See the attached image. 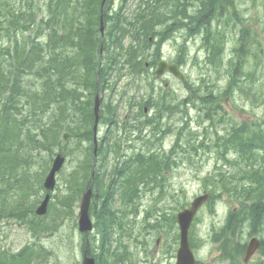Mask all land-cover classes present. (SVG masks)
I'll return each mask as SVG.
<instances>
[{
  "label": "rangeland",
  "instance_id": "rangeland-1",
  "mask_svg": "<svg viewBox=\"0 0 264 264\" xmlns=\"http://www.w3.org/2000/svg\"><path fill=\"white\" fill-rule=\"evenodd\" d=\"M139 1L142 4L143 0H113L109 14L105 9L107 19H118L123 23L121 18L124 17L128 23L143 30L138 25V18L149 13L137 10ZM47 3L48 0L36 1V7L41 10L37 23H41L42 18L43 22L48 18L45 11ZM160 6V13H163L166 8L163 4ZM184 6H188V9L192 6L207 8L206 13L201 16L211 21L209 39L201 35L199 30L190 37L187 29L171 31L166 26L165 36L168 37L171 32L174 34L168 42L158 46V39L155 44L151 42L141 46L146 49L143 54L147 59L149 56H160L168 61H182L187 84L182 86L169 76L156 80L153 70L143 72L135 80L128 67L120 72L113 71L108 77L109 84L114 87L115 95L112 100L110 88L106 86L104 90L101 117L103 113L107 114L108 104L118 103L116 119L119 123L132 106L131 103L140 99L137 97L148 95L151 88L155 91L154 102L158 103L159 100L155 98L164 92L166 83L169 85L165 91L168 92L167 101L179 105L176 115L170 116L163 112L161 120L144 128L142 134L138 130L143 123L131 120L132 125L140 128L135 127L130 139L123 141L122 137L125 135L119 124L117 130L110 129L113 132H110L111 139L105 149L115 151L120 145V150L118 154H102L104 159L100 157L106 165L102 169L105 186L111 180L109 172L116 162L125 161L137 153L157 157L159 165L156 170L161 173L152 175L151 179L148 175L144 185L135 181L134 187L138 185V192L135 193L133 187L125 199L120 197L122 190L119 184L108 190L103 187L93 198L90 212L94 224H97L98 212L102 208L116 220V227L108 230L110 242L109 249L106 250L117 251V255L121 256L115 260L107 256V261L103 259L106 264H175L179 241L177 213L188 208L196 196L209 192V186L218 182L219 175L229 167L216 161V153L223 149L220 137H228L232 127L239 123L251 125L252 129L264 128V0H184ZM145 7L148 8L149 4L145 3ZM120 8H123L122 12ZM96 15L98 14L85 20L94 35L92 61L97 58L99 41ZM184 25H190V22L183 21ZM111 27V23H106V39L114 33L110 32ZM135 35L131 28L123 36L120 34L123 47L130 43L137 44L134 42ZM38 40L40 44H44L46 39L41 35ZM206 45L212 48L208 47L207 51ZM112 51L113 48L110 49ZM67 52L71 53V49H67ZM208 55L214 57L212 62L207 59ZM77 77L80 81L81 77ZM28 80L29 83L32 78L29 77ZM64 84L66 88L61 94V89L56 93L49 106L35 107V119L31 117V108L22 105L24 100H17L10 110L16 113L17 119L27 118L29 123L26 128L32 134L42 137L39 144L33 141L28 146V170L24 171V175L27 176L33 195H25L27 203L25 208H20L27 212L32 209L28 220L33 217L35 207L45 195L42 181L54 156L61 152L66 158L64 166L56 175L50 203L52 206H49L47 215L41 219L33 217L40 221L42 229H34L24 221L12 217L0 219V251H7L9 256L29 245L37 250V247L46 248L49 252V256L37 255L31 264H81L85 245V238L77 230L81 193L76 203H70L71 210H68L66 198H70L68 196L72 188L66 186L65 181L73 176L76 169L81 168L83 159L90 157L86 152L90 141L86 139L92 127L94 87L88 83L86 86L83 83L73 86L70 78L64 79ZM184 100L189 102L186 106L182 105ZM154 115L152 108L145 119L151 120ZM101 117L98 128L100 135L107 127L102 124ZM57 133L58 137L54 142ZM65 133L71 136L67 141L62 140ZM176 145L179 149H176ZM176 151V164H172L167 170L164 157ZM226 156L231 159L236 154L231 152ZM84 173V170L79 171L78 177L81 178ZM5 177V173L0 171L1 189ZM16 183L17 186H13L15 190L18 189V182ZM2 190L4 202H9V205L4 207L0 202V209H11L21 203L15 202L21 200V191H7L6 188ZM251 198L263 200L260 203L238 202L220 197L199 209L189 231L197 264H242L245 247L254 236L253 233L262 238V248L249 264H264V193L252 195ZM54 207L60 213L57 218L61 216L60 226L56 231H50L49 227L54 225L50 212ZM97 235V230H94L88 236L86 247L99 255L96 253L99 241ZM116 246L119 247L118 250Z\"/></svg>",
  "mask_w": 264,
  "mask_h": 264
},
{
  "label": "trees",
  "instance_id": "trees-1",
  "mask_svg": "<svg viewBox=\"0 0 264 264\" xmlns=\"http://www.w3.org/2000/svg\"><path fill=\"white\" fill-rule=\"evenodd\" d=\"M36 1L0 0V111H2L0 163L9 175L17 173L18 169L13 166L17 160L23 170L28 166V146L33 141L37 144L42 141V137L32 134L26 128L29 123L27 118L17 119L12 116L13 111L10 110L17 100H24V105L30 107L34 113L35 107L40 106L39 102L44 105L54 99L60 89V94L62 93L66 88L64 79L70 78L73 86L82 83L86 86L88 83L95 87L97 81L100 86L106 84L110 73L119 64L127 63V55L136 53L140 45L138 41L137 46H129L126 50L127 55L124 54L121 38L116 37L115 34L123 35L126 30L121 29L118 19L108 20L104 12L105 22L112 24L110 32L114 33L110 34L108 39L103 37L97 42V48L102 46V56L105 55V58H100L97 54L96 60L92 61L94 44L89 42L87 44V41L91 38L93 30L89 24H85V20L93 17L95 13L98 14L100 0H84L82 3L78 0H48L45 10L48 18L45 22L42 18L41 23L36 22L39 12ZM183 11L185 13V10ZM206 11L205 6L201 7L197 18L201 20V14H205ZM84 13L86 18H80L81 15L84 17ZM97 16L96 22H98ZM154 17L159 19L161 15L154 14ZM139 19L143 21L144 16L141 15ZM129 25L136 28L132 23ZM142 28L147 30V27L142 26ZM135 31L140 30L135 29ZM208 32L207 30L205 37ZM41 35L45 36L44 44L39 43L38 39ZM139 36L140 32L136 34L137 40ZM143 43L147 45V39L143 38ZM209 47L212 48L210 45ZM111 48H113L112 52H110ZM237 48L240 52L239 47ZM67 49H71V53H68ZM128 64L130 66V63ZM77 76L81 77L80 81ZM29 77L32 80L28 83ZM56 140L57 138H54V142ZM220 141L223 147L221 150L223 160L229 164L236 162L229 174H220L221 183L237 181L240 185L223 184L219 190L212 188L210 193H225L234 198H242L244 201L260 203L261 199H250L244 195L264 193V128L252 129L251 125L239 124L232 127L228 137H220ZM230 151L236 154L232 160L226 158V154ZM154 161L156 157L152 156L151 162ZM246 162L247 164L243 166ZM157 165L153 163V166ZM138 176V173H133L134 178ZM95 178L99 185V172L95 171ZM26 179L27 177L24 176V184ZM68 184L72 187V191L66 202H75L80 188L71 184V179L68 180ZM7 186L10 188L11 185L7 184ZM7 191L12 190L7 189ZM4 201L1 200V206H8L9 202ZM3 209H0V212Z\"/></svg>",
  "mask_w": 264,
  "mask_h": 264
},
{
  "label": "water",
  "instance_id": "water-1",
  "mask_svg": "<svg viewBox=\"0 0 264 264\" xmlns=\"http://www.w3.org/2000/svg\"><path fill=\"white\" fill-rule=\"evenodd\" d=\"M106 0H102L101 7L104 6ZM99 31L101 35L104 32V23L102 20V16L100 17V27ZM165 72H169L173 74L176 78L181 80L182 82L185 81L183 75L178 72L176 65H167L164 62H158V69H157V76H162ZM99 107H100V99L99 96L96 95L94 99L93 104V114H94V126H93V133H94V143H95V130L98 123V114H99ZM67 139V136H64V140ZM95 145V144H94ZM95 153V151H94ZM64 162V159L61 157L60 154H58L55 158V160L52 163V167L49 171L48 176L45 178L44 181V188L46 190H52L54 188L55 184V174L57 171L60 170L62 164ZM91 198V190L88 189L86 193L83 194L82 199L80 201V212H79V230L84 232L87 230H90V221L88 219V207L89 202ZM207 196H202L194 200V202L191 204V208L188 210H184L183 212L179 213L177 215V222L180 229V249L177 254V263L176 264H194L193 256L190 252L189 246H188V229L192 222L193 216L199 206L206 200ZM49 196H45L43 202L41 205L36 209L37 215H43L46 212V206L48 202ZM258 243L254 240H252L249 244V247L247 248L246 255L244 258V262H247L250 255L255 251L257 248Z\"/></svg>",
  "mask_w": 264,
  "mask_h": 264
},
{
  "label": "bare ground",
  "instance_id": "bare-ground-1",
  "mask_svg": "<svg viewBox=\"0 0 264 264\" xmlns=\"http://www.w3.org/2000/svg\"><path fill=\"white\" fill-rule=\"evenodd\" d=\"M82 1H84V0H78V2H80V3H82ZM173 2H174V6H175V8L178 10V11H180L181 13L183 12V10H184V0H173ZM113 3V0H108L107 2H106V5L107 6H109V5H111ZM161 5V4H160ZM160 5H156V7L157 8H162ZM83 16L84 17H82V15L80 16V18H86L85 17V13L83 14ZM94 44V35L92 34V36H91V38H89L88 39V41H87V44ZM53 100V99H52ZM52 100H49L50 102H48V103H46V104H42L41 102H39V108H45L46 106H49L50 105V103L52 102ZM22 105H24V103H22ZM35 113V112H34ZM32 114L31 115V117L32 118H36V115L35 114ZM12 116H15V117H17L16 116V113H14L13 112V114H12Z\"/></svg>",
  "mask_w": 264,
  "mask_h": 264
},
{
  "label": "flooded vegetation",
  "instance_id": "flooded-vegetation-1",
  "mask_svg": "<svg viewBox=\"0 0 264 264\" xmlns=\"http://www.w3.org/2000/svg\"><path fill=\"white\" fill-rule=\"evenodd\" d=\"M145 67H146V68H150V66H149L148 63H146ZM150 69H153V68L151 67ZM165 86H167V84H166ZM165 88H166V87H165ZM133 107L136 109L137 113H136V114H133L132 111H131V110H132V107H129V109H128L127 112H126L125 118H128V117L133 116V115H138V112H139V110H138V108H139V104H138V103H135V104H133ZM143 112L146 113L147 110H146V112L143 110ZM126 124H127V123L124 122V123H123V126H125ZM125 130H127V132L129 133V130H130V129H129V127L127 126V127L125 128Z\"/></svg>",
  "mask_w": 264,
  "mask_h": 264
}]
</instances>
